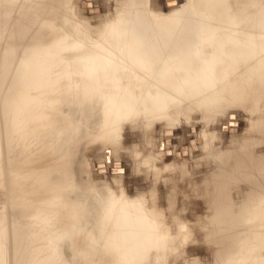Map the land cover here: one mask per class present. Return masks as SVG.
Wrapping results in <instances>:
<instances>
[{"label":"bare ground","instance_id":"1","mask_svg":"<svg viewBox=\"0 0 264 264\" xmlns=\"http://www.w3.org/2000/svg\"><path fill=\"white\" fill-rule=\"evenodd\" d=\"M86 1L97 6L95 0ZM139 3L129 0L128 12L132 14L125 19L116 12L94 26L75 23L62 12L59 26L46 23L34 29L35 45H23L18 54L20 41L34 24L28 23L41 8L33 0H0V165L7 166L12 181V217L20 220L15 222V236L23 264H54L58 259L51 254L46 260H31L30 243L34 237L42 238L40 229L51 223L44 227L35 224L48 221L65 231L63 236L52 230L47 238V245L63 247L61 264H77V259L90 264L173 261L168 255L177 248L176 230L185 226L184 221L173 219V229L164 225L157 205H145L142 196L107 192L89 198L88 190L71 187L67 174L62 175L69 161L73 163L67 141L85 136L108 144L114 158L109 154L96 161L109 162V168L114 161L123 166L118 154L122 130L127 126L132 130L138 121L149 126L147 122L156 119L152 115L166 120L160 133L172 129L171 142L162 146L159 133L156 145L163 157L172 159L185 143L187 155L193 154L192 144L200 151L194 123L189 122L186 132L177 134L180 115L186 120L203 118L207 125L228 108L240 107L254 110L257 119H263L264 0H203L202 9L200 0H177L168 12L157 10L150 18L144 10L137 13ZM83 8L87 12V6ZM13 12L23 19L28 14L32 20L27 24H21L19 17L10 20L16 14ZM175 97H183V102L177 103ZM199 106L203 113L197 110ZM230 112L238 121V114L233 110L226 114ZM190 138L194 142L188 141ZM242 146V165L231 157L223 160V151L213 160L216 187L206 194L209 211L200 228L202 242L210 246V251L206 249L211 252L210 264H264V229L259 231L264 227V158L254 157L247 142ZM168 148L172 151L169 157L164 153ZM145 159L142 157L140 164ZM140 164L133 168L138 170ZM72 234L76 235L73 244L69 241ZM71 245V251L64 253V247ZM69 252L78 258L69 257ZM27 260L29 263H24Z\"/></svg>","mask_w":264,"mask_h":264},{"label":"rangeland","instance_id":"2","mask_svg":"<svg viewBox=\"0 0 264 264\" xmlns=\"http://www.w3.org/2000/svg\"><path fill=\"white\" fill-rule=\"evenodd\" d=\"M19 1H21V0H19ZM34 1L36 4L35 6L36 7L38 6L39 8H41L40 10L38 9L39 11H37L38 13H37L36 17L34 18L35 19L34 21L32 20V18L31 19L29 18L30 16L28 14H25L28 16V17L26 16L27 18L25 17V15L24 16L22 15L23 17H25L23 19L22 17H20L17 14V12H15L16 14L13 12V14H15V15L13 18L11 17V19H10V20H12V19L15 20V18L17 19L19 17L20 20L22 19L21 24H27V22H29V20H32L30 23H28L29 25L32 22L34 23V24H31L30 25L31 28L29 27V30H27L26 37H25V35L23 36L24 40L22 39L21 40L22 42L20 41V43H22V44L18 45V50H17V51H19L18 54L20 53V49H23V47H22L23 45L25 46L28 44L29 47L30 46L32 47L35 45L33 43L35 41L32 38V36L34 35L33 33L36 32L34 29H36V28L40 29L41 26L46 24V23L52 24L54 26H59L62 22V20H61L62 16H59V15L62 12L66 14V17H72L73 22H75V23L79 22L81 24L83 23V24L90 25V26H94V25L100 24L102 21L108 20L110 15H112L113 13H116V12H118L120 14V19L123 20L126 17H128L130 15V12H131V11L128 12L129 0H95L96 5H97L95 7L91 6V2H90V4H88L89 1L87 3L86 0H66V1L65 0H54V1L53 0H45L44 2H43V0H33V3H34ZM36 1H38V2H36ZM62 1H64V2H62ZM180 1H184V0H180ZM200 1H201V3H198V6L200 9H202L201 4H202L203 0H200ZM176 2H177V0H173V1L172 0L171 1H168V0H142L141 1L140 0V3H139L140 5L137 9V13L142 14L145 11L143 13V14H145V17H146V15L148 17L149 13H150L151 14L149 16V18H150L152 16V14L157 10L161 11L162 13H166V11L168 12L169 9H172L175 6ZM41 3H42V5H40ZM148 5H149V7H148ZM84 6H87V12H85V10L83 8ZM146 7H147V9H146ZM149 9H150V12H149ZM41 10H42V12H41ZM39 13L43 14V16L41 17V14H40L39 15L40 17H39L38 16ZM48 13H50L49 16H46V15H48ZM128 13H129V15H128ZM131 14H132V12H131ZM25 19L27 21H24ZM10 20L7 23L8 25L10 23ZM36 20H38L37 24L35 23ZM38 22H40V25L38 24ZM41 22H43V23H41ZM32 25H34V26L32 27ZM36 26H40V27H36ZM7 29L5 31H7ZM29 31H31V32L33 31V32L29 33L30 35H28ZM0 32H1V25H0ZM6 33H4V35ZM29 37H30V39H29ZM45 38H47V37L45 36ZM31 39H33V40H31ZM0 42L3 43V41H1V39H0ZM1 45L2 44L0 43V46ZM0 50H1V48H0ZM1 53H2V50L0 51V54ZM182 98L175 97L174 100L179 99L177 101V103L183 102ZM197 110H199L200 112L203 113L201 107L198 108ZM231 110L235 111L238 114L237 115L238 121L233 119L234 118L233 112L226 114L228 111H231ZM263 111H264V109H263ZM0 118H1V116H0ZM152 118H156V119L151 121L150 124H149V122H147L149 126H147L145 122L138 121L139 122L138 126H135L132 130L129 129L132 127H129V126L125 127L122 130V132H121V134L123 135L122 140L124 139L126 141L123 140V142H122V140H121L119 142L118 147L119 146L120 147L118 149L119 150L118 154L122 155V156L121 155L120 156H121V161L123 163V166H118L120 163L118 161L117 162L114 161L112 163V165H114V166L111 165L108 168L106 165L109 162H106V164H105V162H97L96 161L99 158L102 159L103 157L109 155L111 152V146H106L108 144L103 143L102 141H100V139L88 140L84 136L81 138V140H80V138L77 139V140H79V142L77 140H75L73 142L67 141L65 144L71 146V157L70 158H71L73 163L71 164V162L69 161V163L67 165V169L64 172H62V175L67 174L66 180L70 179L69 182L71 184V187L73 185L74 186L76 185L75 188L78 187L80 190H85V191L88 190L87 192L89 194L88 195L89 198H91L95 193H101V194L105 195L107 192H109V193L112 192V194H113V192H114V194H119L121 192L122 194H124L130 198H134L135 196L136 197L142 196V198H144L143 200H144L145 205H148V206H152L153 202H154L158 207L159 216L162 219L161 221L164 222V225L173 229L172 226L175 224L173 219L175 221L183 220L185 223V226L183 228H179L182 231H180L179 229L176 230L177 236H176L175 240L176 239L177 240H176L175 245L177 246V248L172 252L173 254L170 253L168 255V259H170L171 261L173 260L171 262V264H173V262H174V264H191V263H194V264H204V263L210 264L209 259H211V252H209L210 254L208 253V250L210 251V249L208 247H210V246H209V244L202 242L203 238L201 236L200 228L203 226L201 224L205 223L206 215L208 214V211H209L208 210L209 202H206V199H207L206 194L211 189H214V187H216V185L213 183L214 181L216 182L215 178L213 177V173L215 172V169H216L215 167H217V166H216V164H214L213 160H215V157L218 156L219 152L223 151L224 152L223 160L224 159L228 160L231 157L232 160L235 159V161L237 160L242 165L243 160H244L242 157L243 156L242 152H244L243 148L245 147V146L244 147L242 146L243 142H245V143L247 142V144L250 145V147L252 149V155L254 157L261 158V159L264 158V112L262 113L263 119H257L258 117L256 116V113L254 112V110L247 109V108L246 109L240 108V107H232V108H228L227 110L223 111L222 115L220 114L219 117L214 118V119H210L207 125H205L203 118L199 121L194 120L197 117H192V118H189L188 120H186L185 118H183L182 115H180V119H179L180 121L176 125V128H175V130L177 131V134H181L183 131L186 132V128H187V125L189 124V122L194 123L195 124L194 126L197 128L196 134L200 138V151L196 152L198 150V147L195 146L194 144H192L193 146H191V149H192L193 154L187 155L188 145H186V143H185V144L181 145L182 148H180V150L175 151V154H174L175 158L174 159L163 157L161 152L159 151L160 148L157 147L158 146V138L157 137L158 136L161 137L160 134L163 135V138H159V140L160 139L162 140V142L160 141L162 143V146L168 145L171 142V138H169V137L172 135V129H171V131L168 129L169 132H165V129H164L162 131L163 133H160V129L166 123L165 122L166 120L165 119L162 120L158 116H153V115H152ZM184 122H186V123H184ZM238 123H239V127L237 129L236 126H238ZM226 124H228L227 128L225 127ZM192 126L193 125H191L189 127L190 133H192L195 130L194 126L193 127ZM232 127H234V128H232ZM46 129H47V127H46ZM128 129H129V131H128ZM129 132H131V133H129ZM176 136L173 138L175 143L177 142V140L175 139ZM144 137L146 140L143 139ZM153 137L156 139H153ZM150 138H151V140H150ZM167 138H168V141L166 140ZM156 140H157V142H156ZM130 141H132V142H130ZM188 141L194 142V138H190ZM149 142L151 144L152 143L153 144L151 145ZM160 142H159V145H160ZM205 142H206V144H205V146H203ZM132 143H133V148L135 150H133V148H132ZM165 143H168V144H165ZM1 145L4 147L3 141L1 142ZM142 147H144L145 149H143ZM139 148H140V150H139ZM141 149L144 151V152L142 151L143 154H142V152H141V154L139 153L141 151ZM134 151L137 152L136 154H138L135 157L133 156V155H135ZM170 151L171 150L168 148V149L164 150V153L167 154V156L169 157L172 155L171 154L172 151L171 152ZM122 152L124 154H122ZM129 152H130V154H129ZM145 154H147V155H145ZM4 155H5V152H4ZM110 156L112 158H114L111 154H110ZM144 156H146L145 162L140 164V161H141L142 157H144ZM75 157H76V159H75ZM137 157H138V159H137ZM180 158H182V159L179 160ZM4 162H5V160H4ZM150 163H151V165H153V167H151ZM134 164L137 166H139L138 164H140L141 167H139L138 170L136 169L137 170L136 171L133 168ZM131 165H132V167H131ZM68 169H70V170H68ZM140 169H141V171H139ZM245 169L247 170L248 167H245ZM5 170L7 173L5 172ZM193 170H194V172H193ZM133 171H135V172L133 173ZM72 172H73V174H72ZM116 172H119V173H116ZM5 173H6V175H5ZM205 174H207V175H205ZM3 176L4 177L7 176L8 178L6 177L5 178L6 180L3 178L4 179L3 180L2 179ZM67 176L69 177V179ZM134 176H136V177H134ZM203 176L204 177L206 176V177L204 178ZM86 179H88V180H86ZM211 179H214V180H211ZM4 181L5 182L7 181V183H5ZM74 181H77L78 185L76 184V182L74 183ZM148 181L149 182L151 181V183H149ZM206 183H207V185H206ZM82 184H84V185H82ZM11 185H12V181L10 179L9 170L7 169V166H4V164L2 163L0 165V240L2 241V243H0V245H1V247H0V264H23V257L22 256L19 257V255H18V247H19L18 242H17L18 237L15 236L16 232H17L16 230H18V226L15 224V222L17 220L19 222L20 220H19V218L17 219V217H16L17 220L12 217V213H13L14 208H12L13 204L11 203V200H12V193L11 192L13 191L11 188ZM148 185H150V186H148ZM86 186H89V187H86ZM110 186H111V188H110ZM207 186H209L210 188L206 189ZM85 187H86V189H85ZM97 187H99V188H97ZM95 189L97 190L96 192H94ZM114 189H116V190H114ZM7 190H8V192H7ZM89 191H90V193H89ZM145 196H146V198H145ZM6 197H9V198H6ZM169 200H170V203L168 202ZM147 202H148V204H147ZM155 204H154V207L156 206ZM157 207H155V208L157 209ZM6 209H8V211ZM165 214H166V216H164ZM168 214H170V216H167ZM183 216H184V219H182ZM176 217H178L180 219H178ZM185 217H187V218H185ZM202 218H203V220H202ZM50 223L52 224L51 221L39 222V224L36 223L35 226L38 225L37 227H39V226L44 227V225L50 224ZM51 224L49 225L48 228L44 227V228L40 229L41 230L40 233L43 235L42 238L37 239L36 237H34L32 242L30 243L31 250H32V252H34V255H33L34 257L31 260H39L40 259L42 261V260L48 259V257L53 255V256L58 258L56 260L54 259V264L60 263L59 260L62 262L63 258L61 257V254H62L61 250L63 247L62 246L61 247L60 246L59 247H53L52 245H50V246L47 245V243H48L47 238L48 239L50 238L52 230L55 232H59L63 236H64L65 231L61 227H57L56 225L51 226ZM194 224H196V225H194ZM166 226H163V227L166 228ZM189 227H191V228H189ZM196 227L199 230H196L197 229ZM258 229H259V227H258ZM263 229H264V227L262 228V226H261L259 231L262 233L261 230H263ZM185 231H187V233H185ZM262 234H264V232ZM185 236H186V238H185ZM197 238H198V240H197ZM75 239H76V235L72 234V237H70V240H69L71 242V244H73V242L75 243ZM64 240H66V239H64ZM67 242H66V245L68 244ZM190 245H192V246H190ZM72 246L73 245H71V247L65 246L64 247V253H66L69 248L71 251ZM193 246H195V247H193ZM205 246L206 247L208 246V247L206 248ZM194 248H196V249L194 250ZM206 249H208V250H206ZM70 254H71V252L68 253V256L69 257L72 256V258H75L74 260H76L78 258L77 254H75V255H72V254L70 255ZM171 255L173 257H170ZM202 255L205 258H203ZM65 256H67V254H65ZM200 256L202 259L200 258ZM69 257H67V258H69ZM198 257H199V259H198ZM200 259L202 261H200ZM77 260H78L77 264H90L89 262L87 263L86 261H82L79 259H77ZM203 260L204 261L207 260V261L204 262ZM24 263H29V260H27V262L25 261Z\"/></svg>","mask_w":264,"mask_h":264}]
</instances>
